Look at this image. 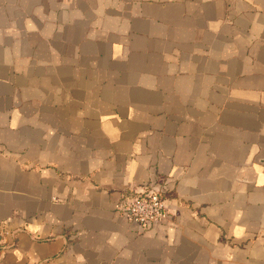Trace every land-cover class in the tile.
<instances>
[{"label": "crops", "instance_id": "crops-1", "mask_svg": "<svg viewBox=\"0 0 264 264\" xmlns=\"http://www.w3.org/2000/svg\"><path fill=\"white\" fill-rule=\"evenodd\" d=\"M0 222V264H264V0H0Z\"/></svg>", "mask_w": 264, "mask_h": 264}, {"label": "built area", "instance_id": "built-area-1", "mask_svg": "<svg viewBox=\"0 0 264 264\" xmlns=\"http://www.w3.org/2000/svg\"><path fill=\"white\" fill-rule=\"evenodd\" d=\"M163 190L157 179L149 180L140 185L139 189H132L125 194L116 205V210L127 220L138 224L142 230H149L171 216L164 204ZM7 233V225L0 222V235Z\"/></svg>", "mask_w": 264, "mask_h": 264}]
</instances>
